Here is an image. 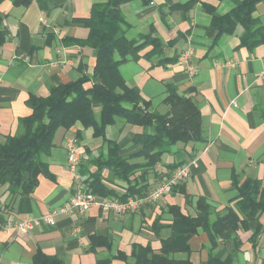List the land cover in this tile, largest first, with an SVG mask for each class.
Returning a JSON list of instances; mask_svg holds the SVG:
<instances>
[{"label":"crops","instance_id":"1","mask_svg":"<svg viewBox=\"0 0 264 264\" xmlns=\"http://www.w3.org/2000/svg\"><path fill=\"white\" fill-rule=\"evenodd\" d=\"M107 0H32L29 7H15L11 0L0 6L9 30L8 42L0 48V143L7 136L20 132L19 120L31 116L27 106L31 95L46 97L50 89L77 81L84 74L92 77L97 51L65 43V39H86L89 30L80 19L91 15L95 3ZM132 0L122 7L127 22L125 36L129 40L153 32V36L168 44L181 37L173 48L167 50L169 59L179 57L190 46L194 53L191 63L196 73L190 75L179 62L167 68L154 66L145 55L133 52L129 60L120 66V72L129 87H136L142 97L151 101L157 110H164L166 84H174L181 94L193 89V96L203 116L206 145L179 144L164 157L157 172L166 178L168 165L180 162L192 163L190 176L183 181L193 198L186 204L184 195L170 194L156 205L145 206L138 214L115 216L93 207L88 213L73 217H61L55 227L42 226L28 235L0 234V264H32V258L41 250L47 256H57L67 264H96L99 260L117 255L130 256L134 244L161 248V238L169 235L162 230L155 236L151 226L157 218L161 225L171 224V216L165 212L167 205L181 206L184 214L196 216V200L203 197L211 205L213 217L223 214L237 196L232 188V173L244 182L248 177L264 181V46L249 51L239 48L243 32L239 26L234 35L223 36L213 45L217 31L211 27L212 16L202 4L188 16L181 11L170 12L168 7L189 0ZM225 14L237 7L240 0H202ZM257 16L264 22V4L258 6ZM87 88L91 84L86 85ZM98 114V109H95ZM83 152L88 148L95 157L101 141L93 138L92 129L74 126L69 132L60 130L56 145L46 162L55 177L51 181L39 177V185L30 197L19 198L12 203L0 186V217L26 219L45 215L65 204L77 191L86 190L83 181L78 184L67 167L65 139L77 137ZM137 128L118 123L107 129L109 139L117 140L125 154L138 153L140 146L133 145ZM73 137V136H72ZM86 154V152H85ZM89 158V156L86 154ZM84 158V159H87ZM193 158V160L191 159ZM189 163V164H190ZM92 168V171H95ZM105 185L117 194H125L127 185L106 170ZM157 177V176H156ZM152 177V188L160 183V177ZM164 211V212H163ZM264 226V215L260 218ZM248 230H240L235 239L215 251L225 260L236 254V264H264V233L256 244L251 243L255 223ZM102 237L106 246L91 247V237ZM102 241V240H101ZM191 261L207 264L211 251L209 237L205 233L190 240ZM185 258L184 255H179ZM112 264H125L115 260Z\"/></svg>","mask_w":264,"mask_h":264},{"label":"trees","instance_id":"2","mask_svg":"<svg viewBox=\"0 0 264 264\" xmlns=\"http://www.w3.org/2000/svg\"><path fill=\"white\" fill-rule=\"evenodd\" d=\"M5 1L0 0V6ZM11 1L15 7L24 8L32 3V0ZM131 1L95 3L89 18L77 20L89 30L88 37L65 39L64 42L97 51L92 77L84 74L77 81L52 87L46 97L31 95L27 101L31 116L20 119V132L7 136L0 143V186L12 203L19 198L30 197L39 185L40 176L55 181L46 160L56 145L57 133L60 130L69 132L76 125L92 129L93 138L101 141L95 157L88 148L82 152L79 174L81 181L87 185L86 191L99 198H115L122 202L146 196L165 180L157 172V167L163 164L166 155L172 153L173 147L208 143L203 116L192 94L193 89L181 94L177 86L166 84L167 95L162 101L165 109L160 111L142 97L138 88L129 87L122 76L120 66L129 60L133 52L140 53L148 47L151 50L145 57L149 61H157L154 66L167 68L177 63L180 57V54L172 59L166 57L167 50L177 45L180 36L168 44L154 37L153 32L135 40L125 36L127 22L122 7ZM143 1L149 4L148 0ZM200 4L211 14V27L217 31L213 45L218 44L223 36L234 35L240 26L243 32L239 48L253 51L264 46V22L257 16L258 6L264 4V0H240L237 7L223 15L218 14L215 7L202 3V0L177 3L168 9L170 12L181 11L188 16ZM4 22L5 18L0 14V48L9 40V30ZM89 83L91 87L87 88ZM95 109H98V114ZM261 116L264 121V108ZM120 122L126 127L138 129L133 139V145L140 146L138 153L127 155L117 140L108 138V127ZM72 136L80 140V132L77 137ZM189 163L168 165L169 175ZM92 168L96 170L92 171ZM106 170L111 172L114 179L127 185L125 194H117L105 185L103 173ZM153 176H161V180L152 188ZM231 181L232 188L237 191V196L231 200L235 207L230 205L223 214L213 217L212 207L203 197L196 200V216L184 214L177 204L167 205L165 212L170 214L171 224L163 226L162 219L157 218L151 226V231L157 237H160L162 230L169 231L168 237L160 239L159 250H154L150 245L134 244L130 256L118 252L96 264H112L115 260L125 264H194L190 258V240L200 233L209 237L211 254L207 264H236L235 253L222 260L215 251L227 241L235 239L240 230H248L250 223L256 224L251 243L255 245L264 233V226L260 223L264 215V181L248 177L241 182L235 172ZM172 193L184 195L186 204L193 200L182 182L173 187ZM101 245L110 249L102 237H91L90 249ZM32 264L67 263L60 257L47 256L39 250L33 256Z\"/></svg>","mask_w":264,"mask_h":264},{"label":"built area","instance_id":"3","mask_svg":"<svg viewBox=\"0 0 264 264\" xmlns=\"http://www.w3.org/2000/svg\"><path fill=\"white\" fill-rule=\"evenodd\" d=\"M192 47L188 46L182 50L179 63L185 67L190 75L196 73L195 67L191 63L193 56ZM67 151V167L73 173L75 180L80 184L81 176L79 167L83 158L82 150L78 141L68 136L65 139ZM192 163L174 171L165 180L157 185L146 196L140 198H129L122 202L115 198H99L86 190L75 193L65 204L45 215L32 216L26 219H15L13 217L0 220V234L3 235H28L42 226L55 227L61 217H73L88 213L93 207H99L103 213L115 216H125L138 213L143 207L156 204L171 194L174 186L185 181L190 176Z\"/></svg>","mask_w":264,"mask_h":264}]
</instances>
